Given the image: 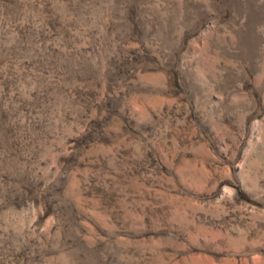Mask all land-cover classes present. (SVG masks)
I'll return each instance as SVG.
<instances>
[{
  "label": "rangeland",
  "instance_id": "obj_1",
  "mask_svg": "<svg viewBox=\"0 0 264 264\" xmlns=\"http://www.w3.org/2000/svg\"><path fill=\"white\" fill-rule=\"evenodd\" d=\"M0 264H264V0H0Z\"/></svg>",
  "mask_w": 264,
  "mask_h": 264
}]
</instances>
